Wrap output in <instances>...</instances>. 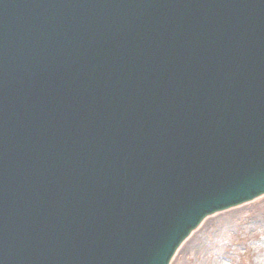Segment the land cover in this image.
I'll return each mask as SVG.
<instances>
[{
    "label": "water",
    "instance_id": "95a60500",
    "mask_svg": "<svg viewBox=\"0 0 264 264\" xmlns=\"http://www.w3.org/2000/svg\"><path fill=\"white\" fill-rule=\"evenodd\" d=\"M264 192V0H0V264H167Z\"/></svg>",
    "mask_w": 264,
    "mask_h": 264
},
{
    "label": "rangeland",
    "instance_id": "374dc122",
    "mask_svg": "<svg viewBox=\"0 0 264 264\" xmlns=\"http://www.w3.org/2000/svg\"><path fill=\"white\" fill-rule=\"evenodd\" d=\"M231 211L237 212L231 217V230L226 231V215ZM216 218L220 221L205 227ZM170 264H264V195L204 219Z\"/></svg>",
    "mask_w": 264,
    "mask_h": 264
},
{
    "label": "bare ground",
    "instance_id": "6f19581e",
    "mask_svg": "<svg viewBox=\"0 0 264 264\" xmlns=\"http://www.w3.org/2000/svg\"><path fill=\"white\" fill-rule=\"evenodd\" d=\"M236 212L237 211H231V212H229V213H227V221H226V224L224 225V230H226V231H230L231 230V226L233 225V220H231V217H233V215L234 214H236ZM218 218H221V217H218ZM218 218H216L215 220H210L206 225H205V227H207L210 223H213V222H218V221H220V219H218ZM198 238V235L197 236H195V238L194 239H197ZM193 239V240H194ZM192 248L193 247H191V250L190 251H193L192 250Z\"/></svg>",
    "mask_w": 264,
    "mask_h": 264
}]
</instances>
